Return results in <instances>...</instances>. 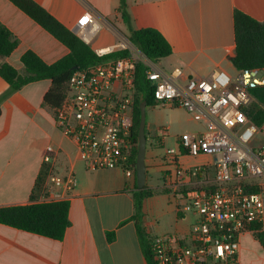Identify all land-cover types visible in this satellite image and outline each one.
Masks as SVG:
<instances>
[{
  "label": "crops",
  "instance_id": "crops-1",
  "mask_svg": "<svg viewBox=\"0 0 264 264\" xmlns=\"http://www.w3.org/2000/svg\"><path fill=\"white\" fill-rule=\"evenodd\" d=\"M33 1L75 34L78 20L86 13L95 14L102 28L93 50L116 46L122 39L129 41L132 30L156 29L171 44L173 53L157 64H147L167 71L179 67L189 77L200 78L210 77L214 71L230 75L237 71L229 59L236 48V10L264 21V0H126L129 24L120 13L121 0ZM0 23L19 41L9 57H0V65L8 64L20 74L24 73L21 57L27 51L35 52L49 65L69 54L65 45L10 0H0ZM52 86L51 80L30 83L0 104V209L31 204L47 147L54 146L61 152L59 172L65 175L72 171L78 181L69 197L56 199L70 203L71 225L58 241L0 224V264H148L131 220L136 176L127 177L117 169L89 171L78 161L75 143L57 129L55 109L45 102ZM9 88L0 77V97ZM160 106H147V143L150 139L152 147L174 148L167 145L169 128L155 125V108ZM193 122L190 133L206 128L202 122ZM163 153L157 158L154 150L147 157L146 151V187L154 195L143 203L142 225L151 236L186 238L193 224L187 223L186 214L178 212L181 202L165 186L171 168ZM213 161L210 155L183 154L179 158L186 168L212 167ZM253 181L264 193V180ZM52 194L62 193L56 190ZM110 233L114 234L112 241ZM230 264H264V249L253 235L244 234L237 259Z\"/></svg>",
  "mask_w": 264,
  "mask_h": 264
},
{
  "label": "built area",
  "instance_id": "built-area-1",
  "mask_svg": "<svg viewBox=\"0 0 264 264\" xmlns=\"http://www.w3.org/2000/svg\"><path fill=\"white\" fill-rule=\"evenodd\" d=\"M102 28L93 13L77 22V36L92 45ZM130 41L95 48L99 57L125 50L129 56L77 70L67 82L61 106L55 109V125L72 140L78 161L89 171L120 170L136 176L134 125L138 98L136 72L143 64L154 88L157 105L182 108L206 128L184 133L177 148H167L171 168L165 186L181 205L179 213H191L196 222L186 238L151 236L149 251L154 264H230L236 261L240 237L264 234V193L250 192L255 179L264 180V122L256 123L252 109L258 104L252 90L264 87L263 70H237L233 75L214 71L210 77H189L184 69L170 71L147 64V57ZM61 152L48 146L33 202H53L73 193L78 181L71 171L58 169ZM214 158L208 166L186 168L183 155ZM60 190L61 195H51Z\"/></svg>",
  "mask_w": 264,
  "mask_h": 264
},
{
  "label": "trees",
  "instance_id": "trees-1",
  "mask_svg": "<svg viewBox=\"0 0 264 264\" xmlns=\"http://www.w3.org/2000/svg\"><path fill=\"white\" fill-rule=\"evenodd\" d=\"M21 9L43 29L69 49V54L54 64H46L35 52L27 51L21 57L24 73L20 74L15 68L8 64L0 65V77L10 86L9 91L0 97V104L8 96L21 90L24 86L42 80H51L52 88L45 96V102L54 109L61 106L67 82L77 71L89 68L108 60H115L129 56L125 50L116 51L108 56L99 57L94 50L81 40L75 33L70 31L56 18L49 14L43 7L33 0H10ZM120 13L124 21L129 24L130 17L126 9V0H121ZM236 48L229 57L234 67L241 70H263L264 71V21H258L240 10L234 13ZM129 41L153 64L172 55L171 44L164 35L153 28L132 30ZM18 39L0 23V57H9L18 47ZM77 68V69H75ZM146 68L138 64L136 72L137 103L134 125V161L136 163L138 154V138L140 125V98L143 96L147 106H155L154 88L146 79ZM258 104L252 109L253 120L261 124L264 122V87L252 90ZM38 186L35 187L37 192ZM250 192H259L258 188H248ZM33 196V201L36 198ZM135 213L132 221L135 222L141 245L148 261L154 264L149 242L151 235L146 232L142 225L143 203L151 198L154 193L148 187L138 189L134 192ZM31 202L29 205L12 206L0 209V224L15 229L37 234L50 239L62 241L71 223L69 220L70 203L68 201H53L45 203ZM109 241L114 239V234H108ZM264 249V234H256Z\"/></svg>",
  "mask_w": 264,
  "mask_h": 264
},
{
  "label": "rangeland",
  "instance_id": "rangeland-1",
  "mask_svg": "<svg viewBox=\"0 0 264 264\" xmlns=\"http://www.w3.org/2000/svg\"><path fill=\"white\" fill-rule=\"evenodd\" d=\"M90 47H94L92 44ZM133 51L136 53L137 49L133 48ZM154 122L155 125L158 126H165L169 128V136L167 140L168 146H174V148H177L176 145H178V140L180 136L184 133H190L191 131L189 129L192 128L194 125L193 120L191 119V116L183 109L180 108H169V106H163L155 108V114H154ZM146 123H147V112H146ZM195 127V125H194ZM178 136V137H177ZM166 147H152L150 143V139L147 143V157H149L150 152L155 150V156L157 158H161L163 156V150L166 152ZM214 160V158H213ZM153 182H157V177L154 176ZM253 183H256L253 181ZM254 188H258L260 192L259 184L256 183L253 186ZM187 223H192L193 225L196 222V216L188 213L186 214ZM194 222V223H193ZM256 238V235H253Z\"/></svg>",
  "mask_w": 264,
  "mask_h": 264
},
{
  "label": "water",
  "instance_id": "water-1",
  "mask_svg": "<svg viewBox=\"0 0 264 264\" xmlns=\"http://www.w3.org/2000/svg\"><path fill=\"white\" fill-rule=\"evenodd\" d=\"M77 69V68H75ZM140 125L138 138V154L136 159V181L138 189H143L146 186V151H147V137H146V109L147 102L144 101L143 96L140 98Z\"/></svg>",
  "mask_w": 264,
  "mask_h": 264
}]
</instances>
